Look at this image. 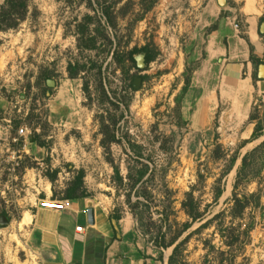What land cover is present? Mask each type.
<instances>
[{
	"label": "rangeland",
	"instance_id": "374dc122",
	"mask_svg": "<svg viewBox=\"0 0 264 264\" xmlns=\"http://www.w3.org/2000/svg\"><path fill=\"white\" fill-rule=\"evenodd\" d=\"M254 7L256 12L253 0H226L224 6L217 0H156L144 13L139 0L29 1L27 18L15 30L0 32V217L8 216L7 224L0 225V264H38L30 247V220L23 223L30 217L27 211L34 203L64 196L79 170L84 172L87 204L97 215H131L126 196L131 203L136 199L129 193L127 167L133 174L145 172L138 189L141 204L135 209L138 219L129 221L132 232L127 237L141 250L128 257L167 264L173 248L190 235L180 248L185 264H264L256 252L258 234L264 235V146L245 171L254 178L241 179L233 190L241 158L264 141V135L249 141L254 130L250 114H263L264 81H258L253 67L249 88H233L225 67L240 59L227 54L220 65L219 55L207 52L213 40L228 48L229 30L244 37L247 19L264 16V0H255ZM90 38L95 41L91 50L86 48ZM259 40L264 45V38ZM145 46L156 55L140 72L129 62L118 66L114 61L116 51ZM69 65L80 70L74 79ZM126 68L133 77L147 78L137 90L126 88ZM185 68L192 72L182 95ZM240 76L247 77L245 69ZM101 123L123 138L110 146L124 179L119 187L100 145ZM19 129H27L28 139L34 130L42 135L41 156L17 153L23 144L12 140ZM217 146L225 160L239 155L218 185L228 163L213 159ZM53 170L59 172L51 184L45 175ZM218 188L223 193L214 201ZM257 192L259 200H248L241 218H232L233 194L243 200ZM188 193L204 218L173 246L159 248L160 230L167 232L168 243L190 222L181 207ZM219 213V219L199 230ZM165 216L168 220L161 222ZM82 218L79 225L85 222ZM238 224L241 230L250 226L247 235L231 231Z\"/></svg>",
	"mask_w": 264,
	"mask_h": 264
},
{
	"label": "crops",
	"instance_id": "0c3cea01",
	"mask_svg": "<svg viewBox=\"0 0 264 264\" xmlns=\"http://www.w3.org/2000/svg\"><path fill=\"white\" fill-rule=\"evenodd\" d=\"M253 0V10L256 12ZM245 2V0H244ZM245 3L242 6L244 11ZM253 12V13H254ZM250 14L248 16H251ZM263 14L256 17L248 18L246 21L247 28L244 37L236 35V30H229V33H233L232 40L228 48L223 43H217L213 40V43H208V56L219 55L217 62L222 65L221 62L225 61L222 56L230 55L232 57H238L234 63H229L225 67V75L227 78L233 80L230 84L233 88H241L245 86L249 88L251 82V73L253 66L249 60L250 52L255 58L262 59L264 57V45L260 43L259 39L264 38V35L258 33V26L263 23L261 20ZM260 22V23H259ZM259 24V25H258ZM235 32V33H234ZM253 50V52L251 51ZM231 59V58H229ZM240 61V62H239ZM245 69L246 76L241 78V70ZM240 78V81L239 79ZM258 78V77H257ZM258 81L260 80L258 78ZM37 132V131H36ZM26 138L22 142L24 147L21 148L18 153H23L27 157L35 154L42 155L44 149L37 148L34 143H30ZM46 153V152H45ZM25 156V157H26ZM34 159L36 157L34 156ZM44 195H41V197ZM47 196V195H46ZM48 200V196L46 198ZM70 207L62 212H56L52 209H42L38 204L34 203L27 211L30 215V247L38 256V264H144L142 259L134 260L132 257H128L127 254L138 253L141 250V246L138 242L132 243L127 237L132 232V216L127 214L122 216L116 225V239L113 240V229L108 220L110 214H99L94 210V225L89 226L87 224L86 214L83 212L90 209L87 204L86 198H78L68 200ZM40 204L46 206L53 203L44 201ZM93 209V208H92ZM65 216L66 224L62 225L61 217ZM84 217V224L79 225L78 222ZM86 217V219H85ZM74 219V221H73ZM83 219V218H82ZM76 227H82L85 229L84 235L77 234L75 232ZM98 249L105 250L103 253V259L97 258Z\"/></svg>",
	"mask_w": 264,
	"mask_h": 264
},
{
	"label": "trees",
	"instance_id": "16d2710c",
	"mask_svg": "<svg viewBox=\"0 0 264 264\" xmlns=\"http://www.w3.org/2000/svg\"><path fill=\"white\" fill-rule=\"evenodd\" d=\"M29 1L30 0H3V4L0 7V32H5L7 30H15L21 22H23L26 18H27V14H28V8H29ZM145 1L146 0H139V2L141 4H144V13H146L147 11H149L154 4L156 3V0H149V4L146 6L145 5ZM90 5V3H89ZM105 14L103 15L104 18L106 19V22L108 25H110L111 27H113V24L111 22V17L107 12H104ZM264 22V17L261 19ZM90 46H87L86 48H88L89 50H91L93 48L94 44V39L90 38ZM139 53H143L144 54V63L145 65H148L150 62L153 61V59L155 58L156 53H153L148 47H142V48H133L132 50L128 51V52H119L116 51L113 56H114V61L117 63L118 66L121 65H125L127 62L131 63L132 67H135V61L133 56ZM250 62L252 64V66L254 68H257L259 65H264V57L262 59H258L255 58V56L250 52ZM131 67V66H130ZM70 79H74L75 76L78 75V73L80 72V70L77 69H73L70 67V65L68 66V70H67ZM192 71L187 70L185 68V71L183 73L184 75V88L182 89V95L185 94V92L188 89L189 86V75ZM128 68L125 69L124 74L126 75V79H127V83L126 88L129 90L134 91L133 87H132V80H133V76L128 74ZM98 78H100L101 76V72H98ZM147 78L143 77L142 81H145ZM101 83V82H100ZM124 109L127 111L128 110V105L125 104L124 105ZM263 109H264V105H263ZM259 111L254 110V112L252 114H250L249 116V122L254 124V130L252 132L251 138L249 141H253L256 140L258 138H260L261 136L264 135V110H263V114L262 116H259ZM113 125L114 122H113ZM110 126L108 125H104V123H101L100 126V134L102 135V139L100 141V145L104 150V153L106 155V161L111 165L112 170H113V182L118 184L119 186L123 185V177L120 174V170L118 166H115L113 164V160L111 158V153H110V146L112 144H119L121 142V140L123 138H119L116 137L115 134L113 132L110 133ZM42 139V135L41 134H37L34 130V132H32L31 136H29V140L31 143H34L35 145H37L39 148H43L45 147V143L41 140ZM129 141V140H128ZM246 143H248V141L243 142V145H245ZM264 146V141L257 147L255 148L251 153H247L245 154L240 161V166L237 168L236 170V176H235V183L233 185V190L235 191L237 186L239 185V182L241 179H248L251 180L254 177L248 176V174H245V171L248 168V163L251 161L250 159L252 158V155L261 150ZM220 150V146H217L216 149L211 152L213 159L215 160H224L227 161L228 166L227 169L223 172V174L221 175V177L219 179L216 180L215 184L218 185L220 184L222 178L225 176V174H227L235 165L239 155L236 153L234 154L229 160H225V155H223L222 153L219 152ZM140 157V156H138ZM250 160V161H249ZM251 164V162H250ZM22 165V164H21ZM144 167V170L147 169L146 166H142ZM58 170H53L52 174H47L45 175V177L47 178V180L53 184V182L56 179V176L58 174ZM145 175V172L140 170L137 171L135 174L132 173L131 169L129 167H127V175H126V179H127V184L129 187V193L132 192L136 201L131 203L130 199H129V195L126 196V204L127 207L129 209V212L131 214V216L133 217V219L137 220V214H136V210L138 208V206L141 204L139 201V187H141V185L143 184L142 179ZM198 178L202 179V175L200 173H198ZM83 177H84V172L83 170H79L76 173V177L71 181L70 185L68 186V188L65 191L64 196H62L61 198H57L52 196L51 200L54 201H65V200H73V199H78V198H86L88 197L86 192L83 191ZM223 193V188H218L215 195H214V201H217L218 198L222 195ZM259 192L255 193V194H251L250 196L243 197V200H240L239 198H237L236 194H233V198H232V202H233V206L231 208V217L232 218H241V214L244 211V209L247 207L248 205V200H259ZM43 197V196H42ZM182 209L184 210V212L186 213V215L188 216V218L190 219L189 223H186L182 226V229L175 235V237H173L168 243H165V238L167 235V232H162L161 230L158 232V236L156 239H158L159 241H157V246H159V248L162 249H167L171 246H173L176 242V240L182 235V233L184 231H186L187 229H189L191 227V225L195 222L201 221L204 217L201 213L198 212V207H197V203H193V198H192V193H188L186 194V201H184L181 205ZM2 216L6 217L8 219V216L6 214H3ZM168 216H165L164 218H161L160 221L161 222H166L168 220L167 218ZM221 217V214H217L214 217H212L210 220L206 221L204 224H202L199 227L200 229L205 228L206 226H208L210 223L216 221L217 219H219ZM122 218V215L118 212H112V214H110L108 216V220L110 222V225L113 229V240L116 239V225L119 222V220ZM241 225L238 224L236 228L231 229L232 232H236L238 234H244L247 235L250 229V226H246L243 230H241ZM190 235H188L182 242H180L179 244H177L173 250L171 255L168 258V262L167 264H173L175 258H179L180 255V248L181 246L187 241V238ZM232 244L229 243L227 244L228 247H230ZM105 250L102 249H98V254H97V258H102L103 259V253ZM183 258H179V264H185L183 262Z\"/></svg>",
	"mask_w": 264,
	"mask_h": 264
},
{
	"label": "water",
	"instance_id": "95a60500",
	"mask_svg": "<svg viewBox=\"0 0 264 264\" xmlns=\"http://www.w3.org/2000/svg\"><path fill=\"white\" fill-rule=\"evenodd\" d=\"M226 3V0H217V4L218 6H224ZM258 33L260 35H264V22L261 23L258 27ZM135 61L137 63V69L141 70L144 67V63H143V57L142 56H137L135 58ZM257 77L260 80L264 79V65H259L257 67ZM47 86L48 87H52L53 86V82L52 81H47ZM133 89L137 90L140 87V78L136 77L134 78L133 84H132ZM86 217H87V224L89 226H93L94 225V211L92 208L87 210L86 213ZM8 220L6 217H0V225H5L7 224Z\"/></svg>",
	"mask_w": 264,
	"mask_h": 264
},
{
	"label": "built area",
	"instance_id": "2783aa9c",
	"mask_svg": "<svg viewBox=\"0 0 264 264\" xmlns=\"http://www.w3.org/2000/svg\"><path fill=\"white\" fill-rule=\"evenodd\" d=\"M234 28H236V26H234ZM29 132L27 131V129H19L16 133V137L12 140L13 143H18V142H23L26 140V138L28 137ZM24 147V144L22 145V148ZM18 153V152H17ZM49 202H52L54 205H56L55 209H52L53 211L56 212H62L66 209H68L70 207L69 205V201L65 200V201H52L49 200ZM39 207L42 209H46L45 207H43V204H39ZM84 214L87 213V210L83 212ZM75 232L77 234L83 235L85 233V229L82 227H76L75 228ZM257 253L258 254H262L263 258H264V235L258 234V239H257Z\"/></svg>",
	"mask_w": 264,
	"mask_h": 264
},
{
	"label": "flooded vegetation",
	"instance_id": "af4514ba",
	"mask_svg": "<svg viewBox=\"0 0 264 264\" xmlns=\"http://www.w3.org/2000/svg\"><path fill=\"white\" fill-rule=\"evenodd\" d=\"M136 55H137V56H142V57H143V63H144V54H143V53H139V54H136ZM136 55L133 56L134 61H135V56H136ZM144 66H145V63H144ZM135 68H137V63H136V61H135ZM139 72H140V70H139ZM134 78H136V77H133L132 84H133ZM138 78H140V86H141V84L144 82V81H142L143 77L139 75Z\"/></svg>",
	"mask_w": 264,
	"mask_h": 264
},
{
	"label": "bare ground",
	"instance_id": "6f19581e",
	"mask_svg": "<svg viewBox=\"0 0 264 264\" xmlns=\"http://www.w3.org/2000/svg\"><path fill=\"white\" fill-rule=\"evenodd\" d=\"M55 206H56V205H54V204L49 205V206H46V205L43 204V207H46V208H49V209H55V208H56ZM29 220H30V217H27V218L23 221V223L25 224V223L29 222Z\"/></svg>",
	"mask_w": 264,
	"mask_h": 264
}]
</instances>
